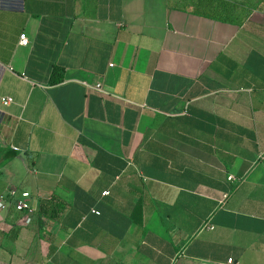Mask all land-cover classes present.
Returning a JSON list of instances; mask_svg holds the SVG:
<instances>
[{
    "label": "crops",
    "instance_id": "0c3cea01",
    "mask_svg": "<svg viewBox=\"0 0 264 264\" xmlns=\"http://www.w3.org/2000/svg\"><path fill=\"white\" fill-rule=\"evenodd\" d=\"M11 189L36 212L0 210V264H264V5L0 0Z\"/></svg>",
    "mask_w": 264,
    "mask_h": 264
},
{
    "label": "trees",
    "instance_id": "16d2710c",
    "mask_svg": "<svg viewBox=\"0 0 264 264\" xmlns=\"http://www.w3.org/2000/svg\"><path fill=\"white\" fill-rule=\"evenodd\" d=\"M180 8L210 20L241 25L250 13L259 10L264 0H173ZM59 71L54 69L51 84L61 81Z\"/></svg>",
    "mask_w": 264,
    "mask_h": 264
},
{
    "label": "built area",
    "instance_id": "2783aa9c",
    "mask_svg": "<svg viewBox=\"0 0 264 264\" xmlns=\"http://www.w3.org/2000/svg\"><path fill=\"white\" fill-rule=\"evenodd\" d=\"M19 45L21 46H27L28 45V39L27 37L22 34L19 37ZM95 90L98 93H102V85L101 83H97L94 86ZM2 103L4 105H7L12 102L11 98H2ZM262 158L261 156L259 157ZM228 181L234 183L236 186L241 182L240 179H235L233 176H228ZM108 192H104L103 195H107ZM229 198L228 193H224L220 200L218 201L219 208L224 207L226 201ZM32 196L27 191H20L17 189H11L7 191L5 194L0 195V210L1 211H8L9 209H13L14 211L22 214L21 223L24 226H27L31 223L32 217L36 212L35 207L31 204ZM92 213L98 214L95 211H91ZM203 228L205 229H212L211 226L207 224V222L203 225Z\"/></svg>",
    "mask_w": 264,
    "mask_h": 264
}]
</instances>
